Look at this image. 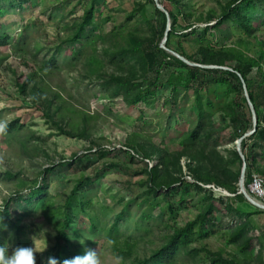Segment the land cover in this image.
<instances>
[{
  "label": "rangeland",
  "instance_id": "1",
  "mask_svg": "<svg viewBox=\"0 0 264 264\" xmlns=\"http://www.w3.org/2000/svg\"><path fill=\"white\" fill-rule=\"evenodd\" d=\"M177 1H97L92 25L79 40L70 42L92 0H33L21 9L11 8V0H0V34L10 37L0 47V125L21 126L10 135L0 131V205L34 187L44 169L55 167L45 177L49 199L44 208L34 210L15 202L11 206L15 223L1 232L10 252L21 246L42 249L47 243L43 252L36 253V264L56 258V237L68 197L80 180L89 178L91 186L82 189L91 201L87 215L95 219L97 228L90 230L87 217L79 214L74 217L78 234L71 231L69 236L72 249H97L101 264H136L150 257L175 230L204 211L208 197L219 210L197 229L206 238L190 245L201 252L194 258L180 254L174 264H208L211 258L205 251L235 264H264V209L256 206L245 183L244 192L240 188L249 157L245 145L256 127L254 106L245 85L212 83L215 76L206 69L227 67L205 66L200 53L205 48L217 58L227 54L229 67L257 62L264 54L261 12L250 14L257 30L247 36L232 21L214 27L231 0ZM161 2L177 16L176 34L170 37L172 21L167 16L162 32ZM148 43L163 47L184 65L169 60L154 98L132 107L122 95L114 96L109 79L128 77L142 83L149 78V74L141 76L137 62ZM192 71L202 76L174 98L167 79H184ZM259 73L252 67L250 86ZM28 80L22 94L20 86ZM196 94L208 121L197 144L185 147L181 143L198 123ZM83 128L85 137L62 134ZM155 166L160 171L158 182L171 189L167 197L159 192L155 198L159 205L151 210L154 199L148 194L151 182L144 170ZM226 169L240 173L237 183H217ZM250 172L264 177V157L251 165ZM225 205L249 214L253 252L246 256L229 243L232 228L240 221L224 210ZM124 209V219L112 232Z\"/></svg>",
  "mask_w": 264,
  "mask_h": 264
},
{
  "label": "trees",
  "instance_id": "2",
  "mask_svg": "<svg viewBox=\"0 0 264 264\" xmlns=\"http://www.w3.org/2000/svg\"><path fill=\"white\" fill-rule=\"evenodd\" d=\"M33 0H11V8L21 9L25 6L31 5ZM100 0H92L91 7L84 13L82 22L78 27L75 36L71 39L70 42H75L79 40L85 33V31L92 25V20L95 14V4ZM173 4H178L177 0H171ZM170 5V4H169ZM171 6V5H170ZM161 7L165 10V13H160L163 18V28L162 32L165 31L166 26V16L171 19L172 26L170 31L168 32V37L176 34L175 26L177 24V16H175L169 6L165 5L161 2ZM252 12H261V16L258 21L260 24H264V0H231L223 9V13L220 19L217 20L215 28H219L222 26L224 22L232 21L235 23L247 36H251L256 32V27L252 18H250V14ZM208 30V28H206ZM196 32L193 31L192 35H195ZM10 37L6 34H0V47L6 46ZM151 42V41H150ZM169 41L166 43V47H168ZM144 55L139 54L137 57V62L140 65L142 74H149V78L145 79L142 83H137L128 77H111L109 79V84L114 85V96L122 95L127 104L132 107H136L141 103H147L152 100L155 96L156 90L162 85L159 82L161 70L164 65L169 64V60H173V63L178 66H183V62L175 57H170L163 47L154 46L153 43H148L144 47ZM124 53H128V51H123ZM202 54V64L205 66H219V67H227V70L220 69H206L209 73L214 75L212 83H215L219 87H227L233 86V81L238 82V86L242 87L245 85L247 97L249 101L254 106L255 116H256V127L255 131L248 137L250 143L249 145H245L248 149V159L246 165V174L244 183L247 186L251 179V165L256 163V160L264 157V54L260 55L258 61H253L250 65L242 66L238 65L235 67H229L227 65V61L224 57L228 56L227 54L218 55L213 54L208 49L200 50ZM123 54L119 53L118 56L123 58ZM232 55V54H230ZM135 56V55H132ZM188 61H192L191 58L181 55ZM125 59V58H124ZM257 67L259 70L258 81L254 83V85H249L248 76L251 73L252 67ZM154 72L153 76L151 74ZM201 73L198 71H192L189 73V76L182 79L177 78L175 76H171L167 79V85L171 88L172 96L175 98L177 94H180V89L187 90L188 87L197 80ZM202 76V75H201ZM26 84L20 86V91L22 94L26 92ZM40 90V89H39ZM38 90V91H39ZM42 92V90H40ZM39 91V92H40ZM34 93V91H32ZM246 101V100H245ZM195 103L199 110L197 115L198 123L197 126L189 133L188 137L181 143V146H189L192 147L200 140V135L204 131L206 127L208 116L206 112L203 110L201 106V100L196 94ZM61 109V108H60ZM58 110L56 115L62 111ZM71 121V118L69 119ZM21 126H16L14 124H9L2 132L5 134H14L16 131L20 130ZM61 131V128H60ZM64 135L71 137H85V128L81 129L80 132H65L62 131ZM245 133V131H244ZM246 142V141H245ZM133 152V151H132ZM134 153V152H133ZM135 154H131L130 159L134 158ZM105 156L104 153L100 155L101 158ZM146 158H151V154L149 152L145 155ZM249 162V163H248ZM160 163L161 156H160ZM251 163V165H250ZM55 167L51 166L46 168L42 172V177L40 180H37L36 185L28 189L25 193H16L13 198H10L8 201H5L3 205H0V215L3 217V223L7 227H11L15 221L11 220V206L14 204L17 205H25L31 209L38 210L42 209L46 206L48 202V191L45 185V177L50 173L54 172ZM144 173L149 176L150 179V188L148 194L154 199V202L150 204L151 210L159 205L158 202L155 201V198H158L159 192H165L163 195L167 197L166 191L170 190V186L161 185L158 182L160 178V171L158 167H148L144 170ZM13 179L12 176H8V178ZM221 178L222 180H220ZM240 178V173H232L229 170H225L222 177L217 178V183L225 182V183H237ZM92 183V179L86 178L80 180L72 193L68 197V200L65 205L64 211V219L60 225V228L57 232V240L55 244V257L61 263L64 259H71L79 255H83L84 252L81 250L72 249L70 243L69 232H73L75 236L78 234L79 227L74 223V217L81 214V217H87L88 224L90 230L94 231L97 228V222L94 218H91L87 215L86 209H88L91 205V201L87 198L86 191H83V187L86 189L90 187ZM201 190L200 187H197ZM184 192L187 193L189 191L188 187H184ZM169 196V195H168ZM184 194H182L180 203L183 202L182 198ZM15 198V199H14ZM207 201L206 207L202 213H200L194 221H191L185 225L183 228H179L173 232L171 236L168 237L164 246L158 249L155 253H153L150 257H147L136 264H174L178 255L184 254L189 257H196L198 255L197 249H190V245L200 239L206 238L207 235L199 232L197 229L200 228L203 224H205L208 218L218 212V207L215 205L214 200L211 197L205 198ZM224 210L226 212L232 213L237 219H239V223L237 226L232 228L229 243L235 244L238 246L240 253L243 256H246L248 253L253 252L251 250V242L252 238L250 237V223L247 219V213H243L239 211L236 206L225 205ZM127 210H123L116 219V223L112 227V232L117 231L116 227L119 221L124 219V215ZM19 230V229H18ZM0 231V243L5 242L3 236ZM11 253V252H10ZM206 254L210 256L208 264H235L234 261L223 258L218 253H211L210 251H205ZM64 257V258H62Z\"/></svg>",
  "mask_w": 264,
  "mask_h": 264
},
{
  "label": "clouds",
  "instance_id": "3",
  "mask_svg": "<svg viewBox=\"0 0 264 264\" xmlns=\"http://www.w3.org/2000/svg\"><path fill=\"white\" fill-rule=\"evenodd\" d=\"M4 126L0 125V131ZM7 226L3 223V217L0 215V231H6ZM83 240V243L81 242ZM82 245L85 240L82 237L79 241ZM47 243L42 249L35 247H17L10 253V246L7 241L0 243V264H36V253L43 252ZM48 264H61L59 260L50 257ZM62 264H101L100 254L97 249L86 248L83 255L71 259H64Z\"/></svg>",
  "mask_w": 264,
  "mask_h": 264
},
{
  "label": "built area",
  "instance_id": "4",
  "mask_svg": "<svg viewBox=\"0 0 264 264\" xmlns=\"http://www.w3.org/2000/svg\"><path fill=\"white\" fill-rule=\"evenodd\" d=\"M247 188L248 194L254 197L256 206L264 209V177L259 174H252Z\"/></svg>",
  "mask_w": 264,
  "mask_h": 264
},
{
  "label": "water",
  "instance_id": "5",
  "mask_svg": "<svg viewBox=\"0 0 264 264\" xmlns=\"http://www.w3.org/2000/svg\"><path fill=\"white\" fill-rule=\"evenodd\" d=\"M162 9V8H161ZM252 111H253V116H254V118H255V113H254V108H252ZM256 119V118H255ZM256 122V121H255ZM245 170V167H244V169H243V172H242V175H241V179H240V188H241V190L244 192V185H243V183H244V171ZM258 207V206H257Z\"/></svg>",
  "mask_w": 264,
  "mask_h": 264
}]
</instances>
